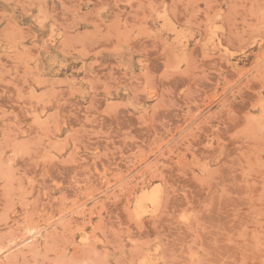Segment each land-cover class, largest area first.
Here are the masks:
<instances>
[{
  "label": "rangeland",
  "instance_id": "1",
  "mask_svg": "<svg viewBox=\"0 0 264 264\" xmlns=\"http://www.w3.org/2000/svg\"><path fill=\"white\" fill-rule=\"evenodd\" d=\"M0 264H264V0H0Z\"/></svg>",
  "mask_w": 264,
  "mask_h": 264
}]
</instances>
